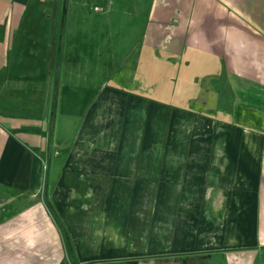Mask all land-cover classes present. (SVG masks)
I'll return each instance as SVG.
<instances>
[{"label": "crops", "instance_id": "crops-1", "mask_svg": "<svg viewBox=\"0 0 264 264\" xmlns=\"http://www.w3.org/2000/svg\"><path fill=\"white\" fill-rule=\"evenodd\" d=\"M69 1L0 0V264H247L263 255L264 0H109L130 39L66 145L52 99L69 51L78 66L90 60L80 43L91 40L93 55L101 21L78 27L86 17L69 20ZM101 99L110 131L121 132L113 153L74 154L93 136ZM199 115L209 137H172Z\"/></svg>", "mask_w": 264, "mask_h": 264}, {"label": "rangeland", "instance_id": "rangeland-1", "mask_svg": "<svg viewBox=\"0 0 264 264\" xmlns=\"http://www.w3.org/2000/svg\"><path fill=\"white\" fill-rule=\"evenodd\" d=\"M108 1L109 0H70L67 3L69 20L73 22L76 21L73 19V15H75L77 18H80V15L86 17L84 22L78 20V27H87V30H90L93 19L96 20V18H100L101 21L98 22V32L96 29L97 24H94V35L92 41L94 45L93 55L90 47L88 48V42L90 43L91 40L89 41L85 38H92V36L90 34H86V36H84V34H79L80 38L86 40L85 42L80 43V46H82L84 53L87 52L86 55H90L88 56V58L93 62H90V60H87L88 58L85 57L87 58V64L85 62L83 64L85 66H78L76 64L77 60L75 59V56L74 59L72 57L76 53L71 49L69 51V56H71L72 60L68 62V74L66 76L67 80L65 81L64 90L62 91L58 99H52V112L55 111L56 113V130L54 131V134L55 136H58L60 139L65 141L66 145L70 143L72 144V142L75 141L76 135L79 133L82 127V113L85 112L86 108L88 109L89 105H91L94 101L90 99L91 97H93L92 94L95 93L97 87H101L106 83L107 79L109 78L108 75L112 70L111 68L119 60L118 57H120V54L123 51L121 50V48L124 46L125 40L130 39V36H126V29L124 28V24L126 21L124 16L120 15L118 18L119 20H116L111 18L110 14L108 15ZM94 7L98 8L99 11L94 10ZM111 13H114V11ZM117 21H119L120 23V29H118L120 33L116 34ZM113 22L115 23L113 24ZM68 27H70V24H68ZM118 41L120 42L119 44ZM95 54H98V57H95ZM82 87H89L90 91H88L87 93L83 92ZM106 103L107 100L105 101L101 99L99 101L97 110L98 115L96 118H94V120L97 122H95L97 125H94L96 129L93 133V136L89 138L88 142L84 141L85 145H83V147L80 146L72 148L74 154L107 155L113 153L114 146H112L113 144L110 145L109 142L113 143L114 133L117 134V139H119L121 132H119L118 130H116L115 132L110 131L111 127L109 123L110 117L113 116V112L112 110H110L109 112V107L105 105ZM202 117L203 115L196 116L195 123L193 122L194 120H191L190 124L186 126L184 124H181V129L178 132H174V135H172V137L178 138L180 140L194 139L196 140V142L209 137L206 130H204ZM111 119H113V117ZM89 135H91V132L89 133ZM169 137H171V134L169 135ZM70 149L71 148L69 147V150ZM198 149L199 148L197 147V154L199 151ZM58 150L59 152H61L59 160H64L65 155L67 154V150L62 148ZM58 150H54L53 154H58ZM101 181V185L107 186L106 178H103V180ZM130 182H132V180L128 181L117 179L115 184L116 186H127ZM155 187L156 180L150 179L148 181L149 193L147 196L149 205L153 204L156 201L157 195H155ZM147 213L150 218L154 219L156 213L155 208L153 206H149ZM165 213H167L166 216L168 215V213L169 215L172 214L171 211H165ZM186 213V211L178 212L176 210L175 212H173L174 216L177 214L180 217L186 216ZM150 214L153 216H150ZM166 218H168V216ZM168 224L169 222H166L165 229L167 227L166 225ZM257 254L263 255L252 258L247 264H264V251H259Z\"/></svg>", "mask_w": 264, "mask_h": 264}, {"label": "built area", "instance_id": "built-area-1", "mask_svg": "<svg viewBox=\"0 0 264 264\" xmlns=\"http://www.w3.org/2000/svg\"><path fill=\"white\" fill-rule=\"evenodd\" d=\"M94 10H98V8L94 7Z\"/></svg>", "mask_w": 264, "mask_h": 264}, {"label": "trees", "instance_id": "trees-1", "mask_svg": "<svg viewBox=\"0 0 264 264\" xmlns=\"http://www.w3.org/2000/svg\"><path fill=\"white\" fill-rule=\"evenodd\" d=\"M56 98H53V100H55Z\"/></svg>", "mask_w": 264, "mask_h": 264}]
</instances>
